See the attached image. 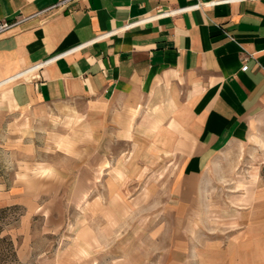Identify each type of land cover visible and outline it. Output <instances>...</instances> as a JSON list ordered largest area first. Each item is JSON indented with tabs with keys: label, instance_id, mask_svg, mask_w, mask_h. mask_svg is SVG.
<instances>
[{
	"label": "crops",
	"instance_id": "1",
	"mask_svg": "<svg viewBox=\"0 0 264 264\" xmlns=\"http://www.w3.org/2000/svg\"><path fill=\"white\" fill-rule=\"evenodd\" d=\"M65 1L0 0V22L33 17L0 37L1 103L34 122L64 107L100 139L166 153L173 227L200 230L208 183L262 139L264 0ZM239 192L224 264H264V191Z\"/></svg>",
	"mask_w": 264,
	"mask_h": 264
},
{
	"label": "rangeland",
	"instance_id": "2",
	"mask_svg": "<svg viewBox=\"0 0 264 264\" xmlns=\"http://www.w3.org/2000/svg\"><path fill=\"white\" fill-rule=\"evenodd\" d=\"M6 106L0 101V264H224L239 230L232 196L264 191L263 130L208 183L201 229L179 230L166 153L100 139L64 107L34 122Z\"/></svg>",
	"mask_w": 264,
	"mask_h": 264
},
{
	"label": "built area",
	"instance_id": "3",
	"mask_svg": "<svg viewBox=\"0 0 264 264\" xmlns=\"http://www.w3.org/2000/svg\"><path fill=\"white\" fill-rule=\"evenodd\" d=\"M67 2H69V0L65 1L61 5H64ZM61 5H59V6H61ZM54 8H56V7H54ZM31 18H33V17H30V18H19V19H16L14 21H1L0 22V37L4 36V35H7L11 31L15 30L16 28L20 27L21 25H23L27 21L31 20ZM247 70H248L247 66L243 67V69H242V71H247Z\"/></svg>",
	"mask_w": 264,
	"mask_h": 264
}]
</instances>
